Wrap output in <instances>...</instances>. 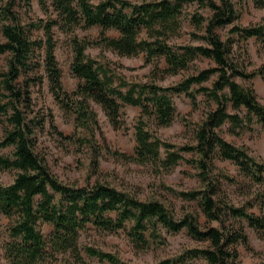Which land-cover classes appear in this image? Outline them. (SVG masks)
<instances>
[{"label": "trees", "instance_id": "16d2710c", "mask_svg": "<svg viewBox=\"0 0 264 264\" xmlns=\"http://www.w3.org/2000/svg\"><path fill=\"white\" fill-rule=\"evenodd\" d=\"M28 12L32 0H20ZM254 7L264 9V0H251ZM207 7L211 16L193 14L190 22L204 35L192 34L202 39L206 46L173 47L169 41L181 34L182 16L187 4ZM16 0H0V56L8 54L6 71H0V119L5 117L9 128L0 139V171H16L9 185L0 184V216L8 221V239L3 243V256L7 264H47L57 255L69 256L74 263H82L81 233L89 227L109 234L122 231L137 248L146 249L162 245L166 233L185 230L193 239L208 242L204 248L190 249L175 259L158 264H242L238 261L235 245H248L244 223L264 234V217L250 213L244 206H235L221 197V183L213 175L215 158L227 160L251 182L264 187V161L253 157L244 146H235L223 139L218 130L226 123L229 132L238 135L250 130L254 124L264 128V104L258 100L251 82L257 76L264 79V65L247 72L239 64L233 52L241 42L255 38L264 49V21L242 27L235 25L238 12L233 0H158L132 3L127 0H39L43 11L49 6L58 14L59 21L52 20L36 25L42 28L45 39L34 40L21 23L14 10ZM62 22L68 32L76 28L98 27L99 38L95 42L73 38L71 73L78 80L75 89H64L62 72L54 55L55 42L52 28ZM231 25L229 34L236 38L223 41L216 29ZM113 30L118 37H109ZM100 46L120 56L133 57L144 54L146 64H152L153 74L177 75L187 70L197 58L204 57L215 66L187 77L175 86L160 87L154 82H128L102 61L86 55L89 46ZM44 51L42 64L34 61L36 53ZM246 54V53H244ZM165 68L160 71V60ZM43 68L48 80V90L58 106L74 116L76 128L91 133L98 130L97 114L91 105L100 106L114 129H123L124 106L141 110L134 125L135 148L132 155H120L128 162L150 165L160 172L174 169L180 162L192 164L198 171L200 190L175 191L173 194L188 201H197L202 214L216 226L202 227L199 216L187 213L175 218L172 211L157 200L141 201L135 195L118 190L108 183L97 181L85 187H72L62 183L48 168L46 161L35 153L36 131L42 129L44 118L33 110L32 82L41 86L42 76L27 78ZM216 76L210 88L204 83ZM198 86L196 92L192 86ZM202 92L215 104V109L205 112L194 131L196 145L175 150L149 131L151 122L156 127L170 126L177 110L172 94H185L193 109L198 106L196 93ZM230 109V110H229ZM53 124L52 115H49ZM62 136V133H59ZM65 139H69L65 137ZM12 148L10 155L1 150ZM191 151L196 158L186 160L181 152ZM164 153V157L162 156ZM221 178L231 181L226 175ZM264 207V192L261 196ZM46 224L52 232L46 237L40 230ZM85 254L110 264H123L117 257L92 247Z\"/></svg>", "mask_w": 264, "mask_h": 264}, {"label": "rangeland", "instance_id": "374dc122", "mask_svg": "<svg viewBox=\"0 0 264 264\" xmlns=\"http://www.w3.org/2000/svg\"><path fill=\"white\" fill-rule=\"evenodd\" d=\"M132 3L158 0H127ZM219 4V0H212ZM238 12V19L235 25L250 27L264 21V9L254 7L251 0H233ZM14 10L19 13L21 23L26 27L29 35L34 40H44L42 28L34 25L52 20L59 21L58 14L49 6L48 11H43L39 0H32L31 9L27 12L20 0H16ZM193 14L200 15L207 20L212 11L207 7H199L196 3L187 4L184 7L181 24V34L169 41L173 47L178 46H206L202 39L194 38L192 34L204 35L202 29H195L190 18ZM231 25L216 29V33L223 41L236 38L229 34ZM53 40L55 42L54 55L62 72V83L67 92L75 89L78 80L70 70L73 61L72 40H87L95 42L99 38L100 29L93 27L89 29L76 28L68 32L62 22L52 28ZM109 37H118V33L109 30L106 32ZM0 40L3 37L0 32ZM243 50L233 46L236 61L245 66L247 72H252L264 65V49L261 44L251 38L246 43L240 44ZM86 55L102 61H109L111 67L116 70L128 82L150 83L154 82L160 87H172L189 76L198 74L201 70L214 67L212 60L197 57L187 70L177 75H164L162 72L153 74L152 64H146L144 54L126 57L105 49L100 46H89ZM246 53V54H244ZM9 55L0 56V71H6V62ZM44 51H38L34 61L42 64ZM165 62L160 60V71L165 68ZM42 76V84H30L32 91L33 110L38 117L44 118L45 123L42 129L36 131L35 153L42 157L49 170L65 185L72 187H85L100 181L108 183L118 190L135 195L141 201L157 200L164 203L173 213L175 218H181L187 213L199 216V222L204 228L216 226L209 223L202 214L197 201H188L173 194L169 189L175 191H197L200 190V182L197 177V169L186 161L180 162L178 166L168 172H160L150 165H140L128 162L120 155H132L135 148L134 125L141 110L137 107L124 106L122 109L125 127L114 129L100 106L92 104L91 107L97 114L98 130L94 135L76 128L74 116L66 114L54 101L48 90V80L43 68L31 72L27 78ZM213 76L203 86L210 88L215 81ZM236 81L243 85L252 86L258 100L264 104V79L260 76L251 82ZM199 87L193 85L192 91L196 92ZM172 101L177 110L174 122L168 127H156L153 122L149 125V131L162 140L174 146L175 150L196 145L194 131L204 118L205 112L215 109V104L204 96L202 92L196 93L198 106L193 109L190 99L185 94H172ZM230 110V109H229ZM52 115L51 124L49 115ZM9 128L5 117L0 119V139L3 138L5 130ZM62 133V136L59 135ZM220 136L235 146H244L249 153L260 161H264V128L254 124L250 130H243L238 135L229 132V124L226 123L218 130ZM65 137L69 139H65ZM12 148L1 150L4 155H10ZM181 155L186 159H194L193 152L183 151ZM164 157V153H162ZM213 164L216 167L213 175L221 183V197L235 206H244L250 213L264 217V207L261 196L264 187L251 182L238 169L236 165L227 160L215 158ZM16 171H0V184L9 185ZM226 175L231 181L221 178ZM9 221L0 216V264H7L3 256V243L8 239L7 227ZM44 236L52 232L49 225L43 224L40 227ZM244 231L248 237V245L238 243L235 248L238 252V261L242 264H264V234L256 231L244 223ZM165 243L152 245L146 249L137 248L126 233L119 231L116 234H109L89 227L80 236V250L83 262L78 264H110L106 261H99L97 258L88 257L85 254L86 247L109 253L117 257L123 264H158L164 260L175 259L185 251L195 248H204L208 242L199 241L190 237L185 230L177 233H166L162 230ZM201 261H187L186 264H200ZM47 264H77L67 255H57L56 259Z\"/></svg>", "mask_w": 264, "mask_h": 264}]
</instances>
